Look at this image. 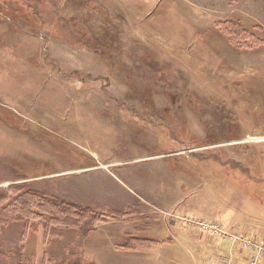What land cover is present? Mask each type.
I'll list each match as a JSON object with an SVG mask.
<instances>
[{"label":"rangeland","instance_id":"rangeland-1","mask_svg":"<svg viewBox=\"0 0 264 264\" xmlns=\"http://www.w3.org/2000/svg\"><path fill=\"white\" fill-rule=\"evenodd\" d=\"M183 229L264 243V0H0V264H198Z\"/></svg>","mask_w":264,"mask_h":264},{"label":"crops","instance_id":"crops-1","mask_svg":"<svg viewBox=\"0 0 264 264\" xmlns=\"http://www.w3.org/2000/svg\"><path fill=\"white\" fill-rule=\"evenodd\" d=\"M182 200H184V198H182ZM166 212H167L166 220H167V218H169V220H170L169 221L170 222V225H169L170 228L171 227L172 228L175 227L178 224L177 220L174 219V218H170V217H172L171 216L172 214L170 213V211H166ZM195 216H199V217L203 218L200 215H195ZM229 230L232 231L233 229L229 228ZM183 232H184L183 239H185V243L181 242L179 240L178 244L181 245V246L183 245V248H184L185 252H188V254L191 255V256H192L191 251H195V254H197L199 256L198 260H195V254L193 255L194 256L193 260H195L196 263H198V264L199 263L200 264L201 263L202 264H207V262H208L207 258L206 257L201 258L200 255H199L200 253H202L203 250L206 251L207 246L206 245H202V244H197V242L188 241L187 239L189 238V234H191V232H189V230H186V229H183ZM240 232H242V231H240ZM237 233H238L237 231H236V233H234V242H230L231 243L230 245L228 244V246H225V245H221V243L218 244V246H221L218 249L219 252H220V255H218V256L221 257V259H214L212 261V264H247L248 259L253 254L256 253V250H255L254 246H252L250 244V240H252V238H251L252 235H250L249 237H246L247 235L246 236L245 235L241 236V235H239ZM245 234H247V233H245ZM215 238H219V237H215ZM242 238H245V239H242ZM146 239H149V238L147 237ZM150 240H153L152 243L153 242H157L158 244H156V246H159V245L165 243L164 240L161 241V240H156L154 238H150ZM244 240L247 241V242H244ZM211 247L209 245V247H208L209 250L210 249L212 250ZM151 248H154V247H151ZM151 248L147 247L148 250H150ZM246 248L250 249L249 254H248L249 257H247L246 252L244 251ZM212 254H214V251H212Z\"/></svg>","mask_w":264,"mask_h":264},{"label":"trees","instance_id":"trees-1","mask_svg":"<svg viewBox=\"0 0 264 264\" xmlns=\"http://www.w3.org/2000/svg\"><path fill=\"white\" fill-rule=\"evenodd\" d=\"M245 33H246V31H245ZM250 36L252 38H251V40L249 42V38L250 37L249 38L248 37H245L246 39L244 40V38L240 34H236L234 36L233 41L235 42L236 45H238V46H244L245 47L247 45L249 46L250 44H253L252 41H255L256 39L260 40L257 36H255L252 33L250 34ZM30 194L33 197L34 196H37V197H39L41 199H43V196L45 195V194L38 193V192H34V191H30ZM33 197H31V198H33ZM28 200L31 201V199H28ZM43 201H45V202H41V204H44V203L47 202L48 205L51 204L49 206H52V205L54 206L53 207V210H57L58 209L57 210L58 212H61L62 211L63 213H65L68 216H71V215H74V214L75 215L78 214L80 217H82V216H86V214H88V213H91L92 214V210L87 209L86 207L84 208V207L75 205L73 203H69V202L64 201V200H60V199L58 200L57 198H54V197H51V200L50 201L47 200V199H43ZM43 206H46V205H43ZM25 209H27V207ZM59 210H61V211H59ZM65 218L68 219L67 217H65ZM146 241H148V240H146ZM141 242H143V241H141Z\"/></svg>","mask_w":264,"mask_h":264},{"label":"built area","instance_id":"built-area-1","mask_svg":"<svg viewBox=\"0 0 264 264\" xmlns=\"http://www.w3.org/2000/svg\"><path fill=\"white\" fill-rule=\"evenodd\" d=\"M208 226L209 225H205ZM245 239V238H242ZM244 242H247L244 240ZM250 244L254 246L256 253L253 254L249 259L247 264H264V243H254L250 241Z\"/></svg>","mask_w":264,"mask_h":264}]
</instances>
